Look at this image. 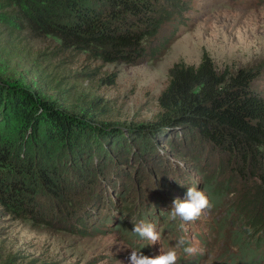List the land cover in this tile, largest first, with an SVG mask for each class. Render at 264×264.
<instances>
[{"label":"rangeland","instance_id":"rangeland-1","mask_svg":"<svg viewBox=\"0 0 264 264\" xmlns=\"http://www.w3.org/2000/svg\"><path fill=\"white\" fill-rule=\"evenodd\" d=\"M183 2V13L154 42L168 39L166 49L133 65L62 49L58 38L37 32L0 4L1 76L125 135L103 141L105 155L92 153L97 140H91L83 153L93 154L90 173L59 164L70 159L61 148L55 163L65 178L64 200L39 191L36 209L22 215L0 204V264H131L133 250L149 257L175 250L178 264H264L263 179L181 129L153 132L170 67L198 64L204 52L219 69L255 70L252 86L264 96V0ZM12 164L6 171L14 173ZM189 187L208 196L211 211L191 222L171 220L173 201L183 200ZM141 221L156 225L159 242L133 232ZM180 237L198 252L188 255L177 247Z\"/></svg>","mask_w":264,"mask_h":264},{"label":"trees","instance_id":"trees-1","mask_svg":"<svg viewBox=\"0 0 264 264\" xmlns=\"http://www.w3.org/2000/svg\"><path fill=\"white\" fill-rule=\"evenodd\" d=\"M0 2L32 23L37 32L58 38L62 49L88 51L105 63L130 65L153 59L166 49L168 39L159 45L154 42L185 8L183 0ZM257 75L251 68L219 69L207 52L198 64L174 63L158 97L159 121L153 132L160 126L172 127L206 140L264 182V153L260 150L264 145V96L252 86ZM115 76L111 75L110 82H115ZM84 114L69 113L0 74V204L22 215L36 209L34 199L39 191L64 200V177L55 163L61 148L69 151L70 159L61 158L59 164L80 174L90 173L93 154L86 157L83 153L91 140H97L92 153L105 155L103 141L125 138L118 128L108 129ZM41 129L45 130L43 136ZM11 163L14 173L6 171Z\"/></svg>","mask_w":264,"mask_h":264},{"label":"clouds","instance_id":"clouds-1","mask_svg":"<svg viewBox=\"0 0 264 264\" xmlns=\"http://www.w3.org/2000/svg\"><path fill=\"white\" fill-rule=\"evenodd\" d=\"M213 204L208 196L197 187H189L183 200L173 201L170 219L176 220L179 217L182 221L191 222L199 219L205 211H211ZM133 232L141 238L151 241V244L161 240V234L156 230L153 223L140 222L134 224ZM187 241L184 237L177 240V247H183L188 255H194L198 252L195 246H186ZM131 264H178V254L175 250H169L156 257H149L142 252L132 251L130 256Z\"/></svg>","mask_w":264,"mask_h":264}]
</instances>
